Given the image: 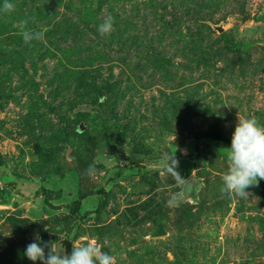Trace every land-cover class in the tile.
<instances>
[{"label":"rangeland","instance_id":"obj_1","mask_svg":"<svg viewBox=\"0 0 264 264\" xmlns=\"http://www.w3.org/2000/svg\"><path fill=\"white\" fill-rule=\"evenodd\" d=\"M10 2L0 264H33L37 234L66 254L96 240L116 264H264V190L220 191L237 116L264 125V0ZM22 19L44 39L25 44ZM165 153L196 181L178 202Z\"/></svg>","mask_w":264,"mask_h":264},{"label":"clouds","instance_id":"obj_2","mask_svg":"<svg viewBox=\"0 0 264 264\" xmlns=\"http://www.w3.org/2000/svg\"><path fill=\"white\" fill-rule=\"evenodd\" d=\"M15 10V4L10 0H3L0 12L10 13ZM29 21L22 19L18 22L19 35L25 44L33 41H42L45 37L43 31H35L28 28ZM114 21L111 17H106L98 25L97 31L101 36L110 35L113 31ZM227 170L222 174V194L232 197L247 198L249 193L246 189L258 186V182L264 180V125H261L255 115L237 116V123L231 136V146L225 149ZM160 167L162 175L171 177L180 187L173 201L178 202L186 197L196 183L193 177L185 179L179 172V160L175 154L165 153L161 157ZM86 172L89 176L94 175L95 168L89 165ZM56 246L60 251L53 250ZM45 249H48L46 252ZM24 255L35 264H116L113 255L103 251L96 240L86 243L72 245L71 252L66 254V250L61 243L44 242L37 234L33 242L26 246Z\"/></svg>","mask_w":264,"mask_h":264},{"label":"trees","instance_id":"obj_3","mask_svg":"<svg viewBox=\"0 0 264 264\" xmlns=\"http://www.w3.org/2000/svg\"><path fill=\"white\" fill-rule=\"evenodd\" d=\"M210 137L213 138V139H220L219 137H217V135L215 134H210ZM259 186L261 187V189L264 190V180H261L258 182ZM83 197H79V200H82Z\"/></svg>","mask_w":264,"mask_h":264}]
</instances>
